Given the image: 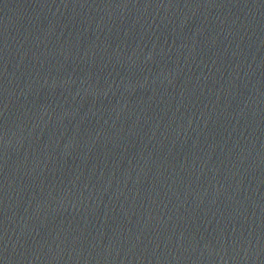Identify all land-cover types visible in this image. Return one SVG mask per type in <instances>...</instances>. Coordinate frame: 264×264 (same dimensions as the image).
<instances>
[{
  "label": "water",
  "instance_id": "obj_1",
  "mask_svg": "<svg viewBox=\"0 0 264 264\" xmlns=\"http://www.w3.org/2000/svg\"><path fill=\"white\" fill-rule=\"evenodd\" d=\"M0 264H264V0H0Z\"/></svg>",
  "mask_w": 264,
  "mask_h": 264
}]
</instances>
